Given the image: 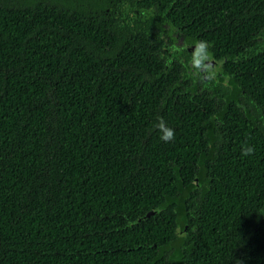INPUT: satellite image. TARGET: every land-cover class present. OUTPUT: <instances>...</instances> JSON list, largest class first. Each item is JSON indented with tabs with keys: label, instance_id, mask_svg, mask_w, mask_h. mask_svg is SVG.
<instances>
[{
	"label": "trees",
	"instance_id": "obj_1",
	"mask_svg": "<svg viewBox=\"0 0 264 264\" xmlns=\"http://www.w3.org/2000/svg\"><path fill=\"white\" fill-rule=\"evenodd\" d=\"M0 264H264V0H0Z\"/></svg>",
	"mask_w": 264,
	"mask_h": 264
},
{
	"label": "clouds",
	"instance_id": "obj_2",
	"mask_svg": "<svg viewBox=\"0 0 264 264\" xmlns=\"http://www.w3.org/2000/svg\"><path fill=\"white\" fill-rule=\"evenodd\" d=\"M209 47L210 45L206 41H199L195 44V50L192 54L191 59V66L195 68L197 71L200 70H208L209 65L208 61L211 59L210 53H209ZM156 128L158 129L160 133V139L164 142H169L174 140V130L167 127L165 123L160 122L156 125ZM254 148L250 147L248 145H244L242 147V156H249L254 153Z\"/></svg>",
	"mask_w": 264,
	"mask_h": 264
},
{
	"label": "flooded vegetation",
	"instance_id": "obj_3",
	"mask_svg": "<svg viewBox=\"0 0 264 264\" xmlns=\"http://www.w3.org/2000/svg\"><path fill=\"white\" fill-rule=\"evenodd\" d=\"M177 33V32H176ZM171 35H172V33H171ZM202 71V70H201ZM201 73H203L202 75V78L204 79V81L205 82H202L201 80H198V82H197V87H199L200 88V85H202V86H204V87H209V86H211L212 84H211V82H212V80H214V76L211 74L210 76H209V74L208 75H206V74H204V72L202 71ZM216 73H218V74H220V72H216ZM206 78H208L209 79V81H206ZM216 81V80H215ZM199 90V89H198ZM209 92H211L210 90H209Z\"/></svg>",
	"mask_w": 264,
	"mask_h": 264
},
{
	"label": "rangeland",
	"instance_id": "obj_4",
	"mask_svg": "<svg viewBox=\"0 0 264 264\" xmlns=\"http://www.w3.org/2000/svg\"><path fill=\"white\" fill-rule=\"evenodd\" d=\"M177 44H178V45H177ZM175 46H176V49H179V52H182V49H183V48L180 47L179 42H177V43L175 44Z\"/></svg>",
	"mask_w": 264,
	"mask_h": 264
},
{
	"label": "water",
	"instance_id": "obj_5",
	"mask_svg": "<svg viewBox=\"0 0 264 264\" xmlns=\"http://www.w3.org/2000/svg\"><path fill=\"white\" fill-rule=\"evenodd\" d=\"M155 211H151V212H149L147 215H150V214H153Z\"/></svg>",
	"mask_w": 264,
	"mask_h": 264
}]
</instances>
